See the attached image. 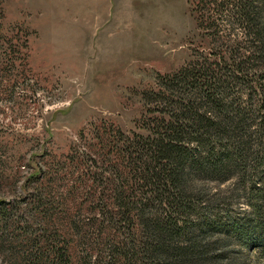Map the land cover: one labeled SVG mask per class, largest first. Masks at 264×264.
I'll return each mask as SVG.
<instances>
[{
    "label": "rangeland",
    "instance_id": "1",
    "mask_svg": "<svg viewBox=\"0 0 264 264\" xmlns=\"http://www.w3.org/2000/svg\"><path fill=\"white\" fill-rule=\"evenodd\" d=\"M197 1L0 0V264H107L108 244L126 239L80 151H119L122 140L95 135L102 123L145 133L142 93L210 55ZM263 67L225 96L251 124V150L228 151L226 178L193 179L212 202L213 264H264Z\"/></svg>",
    "mask_w": 264,
    "mask_h": 264
},
{
    "label": "trees",
    "instance_id": "2",
    "mask_svg": "<svg viewBox=\"0 0 264 264\" xmlns=\"http://www.w3.org/2000/svg\"><path fill=\"white\" fill-rule=\"evenodd\" d=\"M197 10V27L215 39L209 52L214 59L200 55L159 75L158 89L142 93L145 133L95 125V135L122 140L119 151H98V157L80 151L96 164L93 178L117 210L101 206L105 221L127 229L125 240L108 244L107 264H213L212 202L202 200L193 179L226 178L228 151L251 150V124L225 96L264 63V0H198ZM222 28L225 39H219ZM39 200L36 194L33 201ZM53 258L68 257L55 247Z\"/></svg>",
    "mask_w": 264,
    "mask_h": 264
}]
</instances>
